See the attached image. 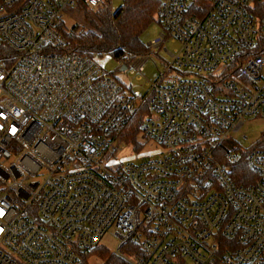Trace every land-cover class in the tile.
<instances>
[{"label":"built area","instance_id":"built-area-1","mask_svg":"<svg viewBox=\"0 0 264 264\" xmlns=\"http://www.w3.org/2000/svg\"><path fill=\"white\" fill-rule=\"evenodd\" d=\"M79 1L0 0V264H79L108 230L114 252L139 246L125 264H264V148L246 155L253 180L227 164L245 150L232 133L264 118V10L158 0L145 44L169 61L129 93L97 57L64 50ZM118 61L141 74L147 56ZM145 101L137 137L158 146L117 157L115 130Z\"/></svg>","mask_w":264,"mask_h":264},{"label":"trees","instance_id":"trees-1","mask_svg":"<svg viewBox=\"0 0 264 264\" xmlns=\"http://www.w3.org/2000/svg\"><path fill=\"white\" fill-rule=\"evenodd\" d=\"M253 1L257 9L255 14L259 16L264 10V0ZM74 8L76 10L67 11L77 15V23L68 28L65 21H62L59 27L67 40L64 50L97 58L109 56L117 61L151 53V49L142 40V34L154 21L159 10L158 0H123L114 11L110 9L109 0L97 7H90L80 0ZM148 113L149 107L145 101L123 126L115 130L118 141L121 138L128 143H136L142 118ZM225 143L217 151L221 156L228 150ZM258 147L264 148V133L255 145L245 150H237V160L227 162L229 173L237 182L255 179V173L247 166L246 155L251 149ZM220 159L225 161L224 157ZM128 252L138 254L140 248L128 242L121 246L119 252H114L104 245L96 244L89 253L82 255L79 264H89L87 257L91 255H95L101 264H125V254Z\"/></svg>","mask_w":264,"mask_h":264},{"label":"rangeland","instance_id":"rangeland-1","mask_svg":"<svg viewBox=\"0 0 264 264\" xmlns=\"http://www.w3.org/2000/svg\"><path fill=\"white\" fill-rule=\"evenodd\" d=\"M122 2L123 0H109L110 9L114 11L122 4ZM74 9L75 8H71L69 11ZM69 11H65L63 15L68 28L77 23V15H72ZM156 31L157 30L153 25L147 28L142 34L143 42L146 43L148 40L153 38ZM175 46V43H168L169 49H173ZM145 56H147V61L144 63V69L141 74L136 72L131 67L125 69L123 65L119 64V61L109 56L98 57V60L106 68V70L112 74L113 77L124 85L127 92L146 93L150 89L151 85L158 79L159 72L164 70L166 63L169 61V55L163 47H161L151 49V53ZM174 78L173 73L170 72L165 75L163 81H170ZM263 133L264 118H246L244 119L241 129L233 132L231 138H235V141H239L243 148L248 149L261 139ZM242 135H245L246 139H242ZM119 141L121 144L119 152L116 154L117 157L138 155L142 152H148L155 149L158 146L157 143L152 140H142L139 137H137L136 143H128L121 138H119ZM225 145L230 147L231 143L226 142ZM43 176L44 174L38 176L37 178L42 179ZM100 243L110 250H115L117 247V238L114 236L112 230H108L101 238ZM87 261L89 264H101V261L97 259L95 255L87 257ZM184 264L192 263L190 261H186Z\"/></svg>","mask_w":264,"mask_h":264},{"label":"snow or ice","instance_id":"snow-or-ice-1","mask_svg":"<svg viewBox=\"0 0 264 264\" xmlns=\"http://www.w3.org/2000/svg\"><path fill=\"white\" fill-rule=\"evenodd\" d=\"M0 115H2V113H0ZM13 132H15V128L12 129ZM3 214V209H0V215Z\"/></svg>","mask_w":264,"mask_h":264},{"label":"water","instance_id":"water-1","mask_svg":"<svg viewBox=\"0 0 264 264\" xmlns=\"http://www.w3.org/2000/svg\"><path fill=\"white\" fill-rule=\"evenodd\" d=\"M124 68V67H123Z\"/></svg>","mask_w":264,"mask_h":264}]
</instances>
